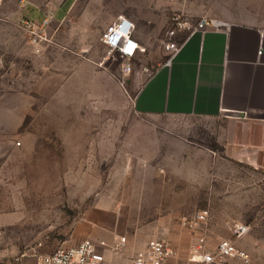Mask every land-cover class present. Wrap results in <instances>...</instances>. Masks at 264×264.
<instances>
[{"label":"rangeland","instance_id":"374dc122","mask_svg":"<svg viewBox=\"0 0 264 264\" xmlns=\"http://www.w3.org/2000/svg\"><path fill=\"white\" fill-rule=\"evenodd\" d=\"M124 17L141 46L129 75L104 42ZM177 19L264 28V0H0V264H36L79 243L90 218L106 213L109 222L96 225L108 235L166 239L156 208L139 206L149 199L131 189L154 178L147 159L157 136L208 137L211 146L217 130L132 108L167 60Z\"/></svg>","mask_w":264,"mask_h":264},{"label":"crops","instance_id":"0c3cea01","mask_svg":"<svg viewBox=\"0 0 264 264\" xmlns=\"http://www.w3.org/2000/svg\"><path fill=\"white\" fill-rule=\"evenodd\" d=\"M218 22L219 28L182 34L179 52L169 54L132 100L140 116L195 118L217 127L210 132L211 146L203 143L208 137L157 136L153 158L147 159L154 178L131 189L149 199H141L139 206L159 213L153 221L163 224L164 237L177 253L172 264L186 260L201 236L215 250L220 240L231 238L234 223L252 226L238 241L250 261L225 264H264V28ZM199 209L210 211L208 222L187 229L184 218ZM103 220L109 222L107 213L90 218L80 242L69 248L85 240L104 243L103 264H131L154 240L133 234L118 248L122 236L97 229ZM179 222L183 228L171 225Z\"/></svg>","mask_w":264,"mask_h":264},{"label":"built area","instance_id":"2783aa9c","mask_svg":"<svg viewBox=\"0 0 264 264\" xmlns=\"http://www.w3.org/2000/svg\"><path fill=\"white\" fill-rule=\"evenodd\" d=\"M220 22L216 20H201L194 26L177 19L174 29L169 34V41L165 49L171 55L179 52L183 42L177 37L179 32L185 30L190 32L204 31L208 28H219ZM38 37L35 38V42ZM104 42L111 50H117L127 61L123 66V73L129 75L132 67L128 63L140 50V45L133 39V24L122 19L115 25L108 28L104 34ZM210 218L208 209L196 210L192 215L183 220V225L189 230H196L201 225H205ZM252 230L250 224L234 223L231 228V238L222 239L218 242L215 250H210L206 238L201 236L192 246L186 260L178 264H225L229 260H239L245 263L250 261L247 252L238 246V241L244 238ZM126 238L122 237L118 248L124 247ZM3 245V236L0 232V250ZM104 243H97L92 240H85L81 244L71 248H61L47 255L37 256L39 264H103L105 256L100 251ZM177 257L173 246L167 240L154 239L150 241L147 249L139 252L131 261V264H172ZM20 260L19 258L17 259Z\"/></svg>","mask_w":264,"mask_h":264}]
</instances>
